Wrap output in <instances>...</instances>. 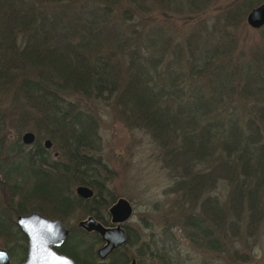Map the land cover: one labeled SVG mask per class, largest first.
I'll use <instances>...</instances> for the list:
<instances>
[{
  "label": "trees",
  "instance_id": "trees-1",
  "mask_svg": "<svg viewBox=\"0 0 264 264\" xmlns=\"http://www.w3.org/2000/svg\"><path fill=\"white\" fill-rule=\"evenodd\" d=\"M263 1L0 0V246L10 258L25 256L16 217L29 209L109 222L116 195L101 151L111 115L150 137L165 171L143 224L150 232L124 225L126 243L97 262L100 235L72 225L59 252L76 264L256 259L264 25L249 27L246 15ZM25 131L35 135L29 147ZM17 160L27 166L9 168ZM78 185L93 195L78 196Z\"/></svg>",
  "mask_w": 264,
  "mask_h": 264
},
{
  "label": "rangeland",
  "instance_id": "rangeland-1",
  "mask_svg": "<svg viewBox=\"0 0 264 264\" xmlns=\"http://www.w3.org/2000/svg\"><path fill=\"white\" fill-rule=\"evenodd\" d=\"M102 136L103 147L101 153L109 169L112 181L109 184V189L116 195L115 201L119 197H124L130 201L133 207V214L124 225H130L137 231H142L143 237H147L150 231L143 229L144 221H151L148 216L151 205L158 199H162V189L167 183L165 171L161 169L159 162L156 160V145L147 134L124 127L111 115L105 117ZM26 146L29 147V145ZM25 166H27V162L17 160L13 161L9 165V168L17 171V168L20 170L22 168L24 169ZM39 190L41 193H45L47 190L51 191L50 188L47 189L45 187H40ZM32 211L35 210L29 209V212ZM75 213H78V210ZM42 215L54 219L50 216ZM85 219H87V216L80 217L78 214H70V217L61 222L67 229L72 225L81 228L78 223ZM108 220L109 222L107 224L110 226L112 223L109 213ZM259 242L262 243L263 251L259 249L256 259L249 264H264V228ZM93 245V249L97 255V249L102 244L93 243ZM108 256L105 259H100L97 255L99 259H97V262L107 261ZM20 260L10 258V263L17 264ZM191 263H195V260Z\"/></svg>",
  "mask_w": 264,
  "mask_h": 264
},
{
  "label": "water",
  "instance_id": "water-1",
  "mask_svg": "<svg viewBox=\"0 0 264 264\" xmlns=\"http://www.w3.org/2000/svg\"><path fill=\"white\" fill-rule=\"evenodd\" d=\"M246 23L255 29L264 25V1L247 13ZM34 139L35 135L32 131H25L21 135V141L25 145H31ZM44 145L50 148L51 141L46 139ZM75 193L83 198H89L93 195V190L87 186L78 185ZM108 213L113 226H105L92 216L78 223L86 231L99 233L104 241L97 250L100 259H105L115 248L126 243L127 233L123 225L131 218L133 207L128 199L119 197L109 207ZM16 224L26 237L25 257L17 264H76L71 257L55 249L61 246L68 236V229L59 219L46 218L32 211L18 215ZM0 264H11L8 251L2 247H0ZM126 264H136V260L132 259Z\"/></svg>",
  "mask_w": 264,
  "mask_h": 264
},
{
  "label": "flooded vegetation",
  "instance_id": "flooded-vegetation-1",
  "mask_svg": "<svg viewBox=\"0 0 264 264\" xmlns=\"http://www.w3.org/2000/svg\"><path fill=\"white\" fill-rule=\"evenodd\" d=\"M48 149H49V148H48ZM54 157H57V156L54 155ZM111 205H112V204H111ZM111 205H110V206H111ZM88 217H89V216H88ZM46 218H47V217H46ZM59 220H60V219H59ZM60 221H61V220H60ZM99 222H100V221H99ZM61 223H62V222H61ZM100 223H101V222H100ZM105 226H108V224H106ZM110 226H113V224H110ZM124 228H125V227H124ZM88 232H91V231H88ZM68 234H69V231H68ZM98 234H99V233H98ZM67 237H68V236H67ZM101 239H102V238H101ZM66 240H67V238H66ZM66 240L63 242V244L66 242ZM63 244H62V245H63ZM101 244H102V245L104 244V241H103V240H102V243H101ZM62 245H61V246H62ZM102 245H101V246H102ZM61 246H59V247H61ZM101 246H100V247H101ZM59 247H56V248H55L57 252H59V251L57 250V248H59ZM97 250H98V249H97ZM59 253H62V252H59ZM63 254H64V253H63ZM65 255H66V254H65ZM67 256H68V255H67ZM24 257H25V256H24ZM69 257H70V256H69ZM21 260H23V259H21ZM21 260H20V261H21ZM20 261H19V262H20ZM74 262H75V261H74Z\"/></svg>",
  "mask_w": 264,
  "mask_h": 264
}]
</instances>
